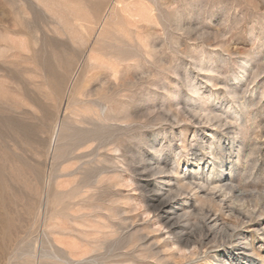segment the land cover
<instances>
[{"label":"rangeland","instance_id":"374dc122","mask_svg":"<svg viewBox=\"0 0 264 264\" xmlns=\"http://www.w3.org/2000/svg\"><path fill=\"white\" fill-rule=\"evenodd\" d=\"M0 264H264V0H0Z\"/></svg>","mask_w":264,"mask_h":264},{"label":"bare ground","instance_id":"6f19581e","mask_svg":"<svg viewBox=\"0 0 264 264\" xmlns=\"http://www.w3.org/2000/svg\"><path fill=\"white\" fill-rule=\"evenodd\" d=\"M199 189V188H198ZM212 190V189H211ZM2 197V196H1ZM6 198V197H5ZM4 197L2 198V204H5V203H3V199H5ZM7 199V198H6ZM7 203V202H6ZM2 204H1V206H2ZM4 206V205H3ZM6 206V205H5ZM175 206V205H174ZM174 206L173 205H170V203H165V204H163V207L164 208H166V209H168V210H172V209H174ZM230 208V207H229ZM237 210V209H236ZM229 211H231V212H233V210L232 209H230ZM238 211V210H237ZM167 212H165V214H166ZM239 213V212H238ZM165 220H166V222L165 223H167V225L169 226V228L170 229H175L176 228V226H177V224L176 223H172V221H171V218L169 217V216H166L165 218H164ZM209 220H211V223H214V225L215 224H217V219H214V220H212V219H210V217L208 218ZM213 225V226H214ZM209 230V229H208ZM181 235V234H180ZM185 238V237H184Z\"/></svg>","mask_w":264,"mask_h":264}]
</instances>
